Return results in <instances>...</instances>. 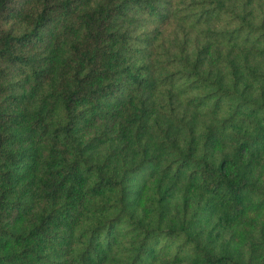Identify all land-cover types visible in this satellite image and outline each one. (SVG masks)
<instances>
[{
    "label": "trees",
    "instance_id": "trees-1",
    "mask_svg": "<svg viewBox=\"0 0 264 264\" xmlns=\"http://www.w3.org/2000/svg\"><path fill=\"white\" fill-rule=\"evenodd\" d=\"M238 240L264 252V0H0V264Z\"/></svg>",
    "mask_w": 264,
    "mask_h": 264
},
{
    "label": "rangeland",
    "instance_id": "rangeland-1",
    "mask_svg": "<svg viewBox=\"0 0 264 264\" xmlns=\"http://www.w3.org/2000/svg\"><path fill=\"white\" fill-rule=\"evenodd\" d=\"M256 235L259 234V232L256 230ZM259 242L261 239L259 238ZM237 247H240L241 254L243 257L250 263V264H256L255 261L259 263H263L264 261V252L259 249V246L256 244H247L245 242L240 243L239 240L237 241ZM255 245L257 248H255ZM235 246V245H234Z\"/></svg>",
    "mask_w": 264,
    "mask_h": 264
}]
</instances>
